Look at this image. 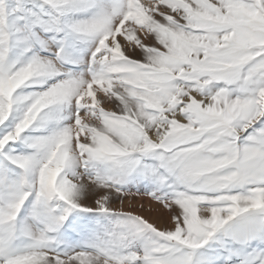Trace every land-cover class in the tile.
<instances>
[{
  "label": "snow or ice",
  "instance_id": "snow-or-ice-1",
  "mask_svg": "<svg viewBox=\"0 0 264 264\" xmlns=\"http://www.w3.org/2000/svg\"><path fill=\"white\" fill-rule=\"evenodd\" d=\"M0 264H264V0H0Z\"/></svg>",
  "mask_w": 264,
  "mask_h": 264
}]
</instances>
